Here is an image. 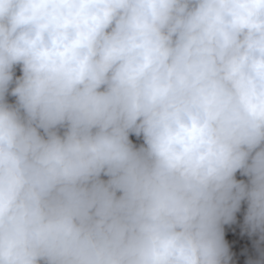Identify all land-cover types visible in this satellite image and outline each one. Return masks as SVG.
I'll return each mask as SVG.
<instances>
[{
	"label": "clouds",
	"instance_id": "obj_1",
	"mask_svg": "<svg viewBox=\"0 0 264 264\" xmlns=\"http://www.w3.org/2000/svg\"><path fill=\"white\" fill-rule=\"evenodd\" d=\"M242 203L264 264V0H0V264H230Z\"/></svg>",
	"mask_w": 264,
	"mask_h": 264
},
{
	"label": "rangeland",
	"instance_id": "obj_2",
	"mask_svg": "<svg viewBox=\"0 0 264 264\" xmlns=\"http://www.w3.org/2000/svg\"><path fill=\"white\" fill-rule=\"evenodd\" d=\"M21 73L19 68L16 70V75L19 76ZM9 101H14V97H9ZM131 139L133 138L130 137ZM140 143V142H138ZM137 143V144H138ZM237 179H246L237 174ZM246 211V204L242 203L241 210L237 213L239 217L236 218V222L228 226H224V238L229 245V250L232 255L230 264H248L250 259L256 258V251L254 241L256 237H250L247 233L242 230L243 217ZM228 227V229H226Z\"/></svg>",
	"mask_w": 264,
	"mask_h": 264
},
{
	"label": "trees",
	"instance_id": "obj_3",
	"mask_svg": "<svg viewBox=\"0 0 264 264\" xmlns=\"http://www.w3.org/2000/svg\"><path fill=\"white\" fill-rule=\"evenodd\" d=\"M132 140H133L134 143L140 142V141H137V139L134 136H133Z\"/></svg>",
	"mask_w": 264,
	"mask_h": 264
},
{
	"label": "crops",
	"instance_id": "obj_4",
	"mask_svg": "<svg viewBox=\"0 0 264 264\" xmlns=\"http://www.w3.org/2000/svg\"><path fill=\"white\" fill-rule=\"evenodd\" d=\"M236 218L238 219V218H241V217H239L238 214H236ZM225 226L229 227V225H225ZM228 227H226V229H228Z\"/></svg>",
	"mask_w": 264,
	"mask_h": 264
}]
</instances>
